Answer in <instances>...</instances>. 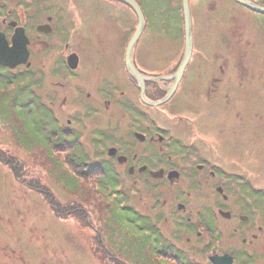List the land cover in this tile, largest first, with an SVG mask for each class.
<instances>
[{"label":"rangeland","instance_id":"374dc122","mask_svg":"<svg viewBox=\"0 0 264 264\" xmlns=\"http://www.w3.org/2000/svg\"><path fill=\"white\" fill-rule=\"evenodd\" d=\"M136 1L144 24L128 61L142 83L125 61L127 44L137 27L136 14L123 4L119 7L112 0H102L106 26L89 25L86 46L96 56L93 64L101 68L103 75L98 79L104 77L105 85L100 94L95 85L83 93L96 97L92 101L95 109H110L118 116L110 113L106 117L103 112L99 121L90 118L86 122L88 129L108 126L105 139L119 147L120 139L129 141L133 135V122L123 109L148 105L160 114L154 115L156 123L164 119L190 131L175 130L185 141H213L225 147L226 166L247 178L249 189L264 195V13L236 0H188L192 22L189 61L204 68L201 80L182 81L180 74L175 81L180 64L175 71L172 66L181 63L184 54L181 2ZM250 1L264 7V0ZM115 15L121 21L112 26ZM149 72L158 77L148 86L159 92L156 98L150 97L145 84L147 76H154ZM35 78L34 68L0 66V264H117L111 257L125 259L127 255L119 248L132 234L128 224L118 222L115 200L129 196L128 203L116 204L127 218L129 213L142 214L145 207L136 209L135 203L140 205L146 197V185L139 184V192L130 194L114 174L108 175L111 171L104 176L97 170V156L88 168L66 159L68 152L47 144L45 135L56 124L60 97L38 100ZM107 80L116 88L107 85ZM193 80L197 88L185 91ZM61 87L71 103L69 85L63 80ZM126 94L132 101L124 100ZM119 98L120 104L115 103ZM168 109L171 112L163 116ZM68 112H59L61 122ZM119 126L125 130L118 131ZM111 150L106 155L114 159ZM116 169L120 172L117 165ZM126 207L130 211L122 212ZM135 231L145 236L144 227Z\"/></svg>","mask_w":264,"mask_h":264},{"label":"flooded vegetation","instance_id":"af4514ba","mask_svg":"<svg viewBox=\"0 0 264 264\" xmlns=\"http://www.w3.org/2000/svg\"><path fill=\"white\" fill-rule=\"evenodd\" d=\"M112 1L134 12L123 0ZM101 2L0 0V34L8 45L12 44L14 35L26 39L24 61L13 68L36 70L37 99L51 101L52 97H60L61 107L55 114L56 124L50 126L45 135L47 144L59 152H68L66 159L76 165L82 162L88 168L97 156L100 159L97 170L104 176L111 171L108 175L114 174L130 190V194L131 191L135 194L139 192V184L146 185V197L140 205L135 203L136 209L138 206L145 207L146 211L141 210L142 214L129 213L127 218L118 206L128 203L129 196L115 200L118 222L122 220V224H128L129 234L132 235L119 248L121 254L127 255L125 259L112 256V260L117 264L120 261L123 264L132 261L140 264H264L263 191L249 189L247 178L226 166V156L222 155L225 147L213 141H185L175 132L181 133L185 128L180 129L174 122L169 124L164 119L156 123L154 115L160 114L148 105L139 109H123L122 112L129 115V122H133V135L129 141L121 142L120 139L119 147L105 139L108 126L88 129L86 122L90 118L99 121L103 112H106V117L110 113L111 116H118L110 109L103 112L95 109L92 101L96 97L92 95L91 98L88 91L83 93L89 85H95L90 89L94 88L98 94L104 91L105 79H98L103 73L93 64L96 56L93 58L86 46L90 23L95 22L96 27L106 26ZM114 19L112 26L120 24V17L115 15ZM179 64L172 66V71ZM0 66L9 67L3 63ZM187 66L182 72V81L189 78L201 80L204 65L189 61ZM154 72L148 73L154 76L145 79L147 88L158 79ZM63 80L72 92L71 103L67 102L65 87H61ZM193 81L194 84L187 86L185 91L197 88L198 83ZM107 85L116 88L112 81L107 80ZM148 91L153 98H156L155 93H159L155 88L153 91L148 88ZM132 99L128 94L124 96L127 102ZM120 100L115 99L114 102L120 104ZM67 110L70 115L61 122L59 112ZM168 112L171 110H166L163 116ZM119 130L125 128L119 126ZM134 131L140 136L136 137ZM184 131L185 134L190 132ZM123 146L126 150L122 149ZM111 147L113 151L110 149V154H114V159L106 155L110 150L105 149ZM126 210L130 211L126 207L122 212H128ZM246 212L258 215L250 217ZM136 227L145 228L144 237L140 233L136 235ZM213 256H216L215 259Z\"/></svg>","mask_w":264,"mask_h":264},{"label":"water","instance_id":"95a60500","mask_svg":"<svg viewBox=\"0 0 264 264\" xmlns=\"http://www.w3.org/2000/svg\"><path fill=\"white\" fill-rule=\"evenodd\" d=\"M126 2L132 10L135 12L137 16V27L131 36L127 48H126V65L130 66L132 71L137 74L139 77L141 83L143 78L138 75L135 69L132 68L131 63L128 61L129 59V53L132 50V47L137 40L139 34L141 33V30L143 28L144 24V19H143V14L141 12L140 7L136 3L135 0H123ZM241 4H244L248 8L258 11L261 13H264V7L255 4L254 2H251L250 0H236ZM181 5H182V12H183V24H184V54H183V59L180 63V66L178 67L177 74L175 81H178L180 74H182L187 62L189 61L190 58V53H191V47H192V39H191V19H190V12H189V5H188V0H181ZM12 44L8 45L7 41L4 39V37L0 34V63H3L5 65H8L9 67H14L16 64L20 63L24 58L23 55L25 56L26 54V39L24 37H19L17 35H14L12 38ZM24 61V60H23Z\"/></svg>","mask_w":264,"mask_h":264},{"label":"trees","instance_id":"16d2710c","mask_svg":"<svg viewBox=\"0 0 264 264\" xmlns=\"http://www.w3.org/2000/svg\"><path fill=\"white\" fill-rule=\"evenodd\" d=\"M181 2V0L178 2V3H180ZM180 14V13H179Z\"/></svg>","mask_w":264,"mask_h":264},{"label":"bare ground","instance_id":"6f19581e","mask_svg":"<svg viewBox=\"0 0 264 264\" xmlns=\"http://www.w3.org/2000/svg\"><path fill=\"white\" fill-rule=\"evenodd\" d=\"M192 34V33H191Z\"/></svg>","mask_w":264,"mask_h":264}]
</instances>
